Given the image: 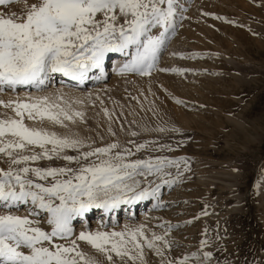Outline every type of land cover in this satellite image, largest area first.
I'll list each match as a JSON object with an SVG mask.
<instances>
[{
    "label": "snow or ice",
    "instance_id": "obj_1",
    "mask_svg": "<svg viewBox=\"0 0 264 264\" xmlns=\"http://www.w3.org/2000/svg\"><path fill=\"white\" fill-rule=\"evenodd\" d=\"M13 4L23 7L15 11ZM0 6V93L14 94L0 99V164L5 165L0 167V264H118L116 258L119 264H147L145 249L160 257V264H213V253L204 251L207 239L200 242V254L170 259V225L150 238L144 225L77 234L73 222L83 223L93 209L110 214L125 205L159 201L162 188H171L190 170L187 160L132 159L157 141H127L135 151L119 139L98 146L95 137L81 133L88 121L73 105L83 100L64 93L19 94L44 92L57 75L78 84L105 79L106 62L117 54L123 57L119 74L151 75L175 32V0H0ZM102 111L111 121L112 113ZM105 132L117 137L111 123ZM165 148L173 151L167 144L158 150ZM172 169L176 176L170 179Z\"/></svg>",
    "mask_w": 264,
    "mask_h": 264
},
{
    "label": "rangeland",
    "instance_id": "obj_2",
    "mask_svg": "<svg viewBox=\"0 0 264 264\" xmlns=\"http://www.w3.org/2000/svg\"><path fill=\"white\" fill-rule=\"evenodd\" d=\"M190 4L151 75L125 73L113 86L81 95L48 87L32 93H64L66 98L83 100V104L73 105L85 112L88 121L80 126L81 133L95 137L98 146L119 139L135 151L127 141H157L132 159L152 155L187 160L190 170L174 184L176 202L158 212L164 218H144L142 223L99 231L144 225L150 238L153 232L163 234L170 225L166 237L173 242L167 253L170 259L200 254V242L207 239L210 246L204 251L213 253V264H264V0H192ZM11 7L19 11L23 5ZM213 17H223L230 23ZM173 69L184 74H176ZM144 88L153 95L148 96L150 100L142 98ZM10 93H0V99L13 98ZM175 99L183 103L177 104ZM104 108L112 113L111 121L104 116ZM109 123L117 137L105 132ZM144 127L179 131L143 132ZM88 128L90 133L85 131ZM129 130L141 135L128 136ZM97 133L104 136L103 141ZM160 144L171 145L173 151L158 150ZM198 170L209 180L204 185L196 182ZM171 171L170 179L176 176V170ZM182 203L183 210L188 209L184 210L186 223L179 219L185 214L177 212ZM167 206L172 208L168 210ZM82 246L93 254L88 246ZM145 254L147 264H160V257L147 249ZM99 259L104 262L102 256Z\"/></svg>",
    "mask_w": 264,
    "mask_h": 264
},
{
    "label": "bare ground",
    "instance_id": "obj_3",
    "mask_svg": "<svg viewBox=\"0 0 264 264\" xmlns=\"http://www.w3.org/2000/svg\"><path fill=\"white\" fill-rule=\"evenodd\" d=\"M191 1L192 0H175V8H176V16L174 17L175 22H176L175 34H177L176 29L180 26V22H181V20L183 18L182 16L184 14L186 15V10H188V8L191 6V4H190ZM184 27H186V26H184ZM187 29H189V28H187ZM175 34L173 33L169 37H173ZM188 34H186V35H188ZM186 35H184V37ZM198 37H196L197 40L199 39ZM172 42H173V44L175 43L174 41H172ZM173 44H170V45L173 46ZM170 45H168V46H170ZM174 45H176V44H174ZM182 45H184V44H182ZM167 54H168V52H167ZM122 66H123V57H120L118 54L117 55H112L111 58L106 62L107 78L99 80V81H97V80H89V81H87V82H85L83 84H78L77 82L70 81L67 78H64V77H61V76L57 75V76L54 77V80L49 83L48 88L51 89V90H57V91L58 90H67V91H71L72 93L76 92L77 95L78 94L81 95V94H85L88 91H94V90L96 91V90H98L100 88L111 87L119 79L123 78V76H125L126 74H128V76H135V75L138 76V74H135V73H126V74L124 73L123 75L119 74V68L122 67ZM138 77H140V76H138ZM130 78H132V77H130ZM143 90H144V93H143L144 95H142L143 96L142 98H145V99L148 98L149 99V97H151V98L153 97V95L149 92L148 89L144 88ZM26 91L34 92L35 89H28V90L20 91L19 94L25 95ZM8 93H10V91ZM5 95H9V94L5 93ZM150 95H152V96H150ZM142 98H140V99H142ZM143 100L144 99H142V101ZM178 112H176V113H178V115L180 117L183 116L182 115L183 113H180L181 111H178ZM179 116H177V117H179ZM183 117L185 118V116H183ZM183 117L180 118V119L182 120ZM184 121H186V120H184ZM198 171H199V172H197L198 174L195 175L196 176V182L198 183V185L199 184H203L204 185L209 180L206 179V175L203 174L204 173L203 171H200V170H198ZM174 186L175 185H173L171 188H169L167 186L162 188V190H161L162 194H161V197H160L159 201H157L155 199H149V200L138 202L135 205H125V206H122L121 210L113 211L110 214H105L104 211L100 210V209H93L92 211H90L89 213L86 214L85 220H84L83 223H81L79 220L73 222L74 231L75 232L76 231L80 232V231H86V230L87 231H92V230L95 231V230L105 229V228H107V229H112V228H117V227L122 228V227H125V226H128V225L145 222L146 219H144V218H152V217L154 219L164 218V217H162L161 214H158V212L160 210L162 211L166 207L165 206L166 204L175 203L176 202V201H174V199L176 198V196H175L176 195L175 194L176 191L175 190L177 188L174 190ZM177 202H179V201H177ZM158 203L160 205H162V206L161 207H157ZM182 206H183V203H182L181 207L178 208L177 212L180 215H184L185 214L184 217H181L179 219H182V222L186 223V222H188V218L186 216V213H187L188 209H184V210H187L186 213H185V211L183 210ZM171 208L172 207H168L166 209L169 210ZM161 211H160V213H161ZM21 214H23V213H21ZM188 214H189V212H188ZM165 215H168V214H165ZM176 222H178V221L176 220Z\"/></svg>",
    "mask_w": 264,
    "mask_h": 264
}]
</instances>
